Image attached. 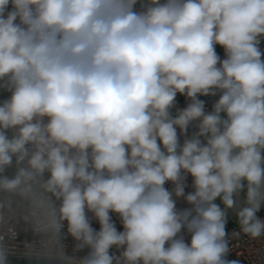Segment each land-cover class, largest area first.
Listing matches in <instances>:
<instances>
[{
  "label": "clouds",
  "instance_id": "1",
  "mask_svg": "<svg viewBox=\"0 0 264 264\" xmlns=\"http://www.w3.org/2000/svg\"><path fill=\"white\" fill-rule=\"evenodd\" d=\"M261 38L264 0H0V90L9 93L0 101V193L39 192L45 217L31 227L48 237L46 255L240 264L226 259V223L245 189L232 237H264ZM178 94L190 102L173 115ZM217 95L206 112L199 97ZM189 175L194 191L185 194ZM174 197L191 207L178 210ZM65 221L76 250L90 249L85 257L65 254ZM15 235L12 224L0 227V264L5 236Z\"/></svg>",
  "mask_w": 264,
  "mask_h": 264
},
{
  "label": "built area",
  "instance_id": "2",
  "mask_svg": "<svg viewBox=\"0 0 264 264\" xmlns=\"http://www.w3.org/2000/svg\"><path fill=\"white\" fill-rule=\"evenodd\" d=\"M139 8V4L137 5ZM262 53H264V38H261L259 45ZM217 54L224 58V50L218 45ZM264 59V56H262ZM219 95L217 96H200L199 99L203 100L205 103V111L210 112L212 110L213 104L218 100ZM190 101L183 95L178 94L176 97V106L172 110L173 115H175L176 109H182L187 106ZM197 131L195 125H191L188 129V136H191L192 133ZM179 132V130H178ZM185 137L180 136V141L183 143ZM47 178V174L45 176ZM185 194L194 191L192 187V177L189 175L185 181ZM168 190L173 189V185L169 182L165 185ZM11 200L10 206L7 204L4 208H0V215H3L4 220L7 221V224H12L15 228L16 235L15 237L5 236L4 245L7 248V254H19V255H29V256H41V257H55V255H46L43 249L45 243H50L48 237L44 233L35 232L31 225L41 222L45 217V208L41 203V197L39 192L36 193V196L30 200L22 199L18 196L11 197H2L0 196V202H5ZM176 207L178 210H183L190 208L189 205L183 197L176 198ZM245 195H240L238 199V207L236 209H231L232 213L237 216V211L239 208H242L245 205ZM59 203V202H57ZM30 217V223L26 224L23 220L24 216ZM89 219L91 221L92 227L99 231L100 225L98 221L92 216L91 213H88ZM112 220L115 223V226L118 231L123 230V226L120 222V219L117 214L112 213ZM261 220H264V214L257 216ZM7 224L0 227L6 228ZM240 232V226L227 231L228 233V244L231 251L226 256L227 260H238L240 264H264V237L258 239H251L244 234H240L237 237H232V233ZM184 237L186 243H190L191 236L184 230L181 233ZM65 254L69 257H75L77 259L85 257L90 249L87 247L76 250L77 242L68 234L67 232V222H64V227L61 230V241H60ZM120 249L113 247L110 249V253L116 256H119Z\"/></svg>",
  "mask_w": 264,
  "mask_h": 264
},
{
  "label": "trees",
  "instance_id": "3",
  "mask_svg": "<svg viewBox=\"0 0 264 264\" xmlns=\"http://www.w3.org/2000/svg\"><path fill=\"white\" fill-rule=\"evenodd\" d=\"M8 96H9L8 92L0 90V101H3ZM5 174L8 175L9 177H11L14 174V168L7 169ZM240 195H246V189H245V191H242L240 193ZM0 196H2V197H11V196H9L8 194H5V193H0ZM12 196H14V195H12ZM215 203H217L221 208H224V205H223L222 201L219 198H217ZM229 210L230 211L227 210L226 232L236 228L237 226H239L238 217L235 216L232 213L231 209H229ZM261 214H264V205H262L260 210L257 212V216H259Z\"/></svg>",
  "mask_w": 264,
  "mask_h": 264
},
{
  "label": "water",
  "instance_id": "4",
  "mask_svg": "<svg viewBox=\"0 0 264 264\" xmlns=\"http://www.w3.org/2000/svg\"><path fill=\"white\" fill-rule=\"evenodd\" d=\"M6 264H64V262L55 257L7 254Z\"/></svg>",
  "mask_w": 264,
  "mask_h": 264
},
{
  "label": "rangeland",
  "instance_id": "5",
  "mask_svg": "<svg viewBox=\"0 0 264 264\" xmlns=\"http://www.w3.org/2000/svg\"><path fill=\"white\" fill-rule=\"evenodd\" d=\"M217 48H218V45L216 46V52H217ZM228 211H230V210L228 209Z\"/></svg>",
  "mask_w": 264,
  "mask_h": 264
}]
</instances>
